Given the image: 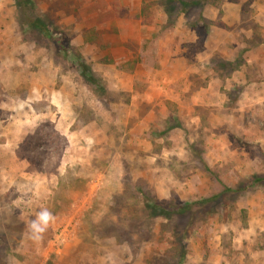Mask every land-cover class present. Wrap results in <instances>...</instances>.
Instances as JSON below:
<instances>
[{
	"label": "rangeland",
	"instance_id": "obj_1",
	"mask_svg": "<svg viewBox=\"0 0 264 264\" xmlns=\"http://www.w3.org/2000/svg\"><path fill=\"white\" fill-rule=\"evenodd\" d=\"M224 4L232 10L241 7L239 23H217ZM14 7L19 49L0 62V264H179L180 260L192 264V242L198 241L199 252L207 254L208 243L217 241L222 229L226 230L221 233L224 243L234 237L257 257L264 248V152L248 147L252 156L242 160L240 148L248 145L236 113L227 134L234 156L220 165L203 156L208 109L194 110L199 119L188 121L181 138L168 134V121L154 122L156 138L170 137L162 145L170 153L156 159L146 178L124 172L110 200L103 203L96 197V178L105 161L79 149V157L88 154V160L64 159L68 142L56 128V109L47 97L51 89L71 81L76 99L82 102L76 111L78 129L90 117L113 121L107 103H94L96 98H112L102 90L88 91L92 85L101 87L100 77L92 71L83 47L73 46L71 39L83 35L91 43H100L103 27L117 16H134L146 26L159 24L161 35L183 15L189 23L201 22L200 33L206 36L210 23L232 36L218 35L219 30L210 28L208 41L202 35L195 42L189 57L199 55L201 62L192 82L203 87L210 82L215 92L207 98L225 97L235 109L256 100L264 102L262 86L258 100L256 90L250 92L240 83L230 88L225 80L226 75L235 73L238 79L244 72L250 80L264 82L257 64L246 67L242 57L253 47L260 46L257 49L264 52V0H14ZM258 64L264 67V57ZM42 75L45 92L38 88ZM18 79L19 92L7 93L11 80ZM173 96L187 99L182 93ZM6 102L8 108L3 107ZM17 113L24 116L27 132L16 144V128L19 132L21 128ZM257 113L264 117L261 109ZM263 121L252 120L264 134ZM258 133L248 130L253 136ZM8 146L12 161L4 151ZM207 198L213 199L212 204L195 205Z\"/></svg>",
	"mask_w": 264,
	"mask_h": 264
},
{
	"label": "crops",
	"instance_id": "obj_2",
	"mask_svg": "<svg viewBox=\"0 0 264 264\" xmlns=\"http://www.w3.org/2000/svg\"><path fill=\"white\" fill-rule=\"evenodd\" d=\"M235 9H229V5L224 4L220 10V21L217 23L226 26L233 24L234 21L239 23L241 7L236 6ZM14 14V0H0V62L12 58L11 55L16 54L19 49L21 38L16 31ZM165 20L160 21V24L165 23ZM211 24H206L207 36L210 37V28L213 31L219 30L218 35L229 36L224 28L213 27ZM200 28L201 22L189 23L180 15L172 23L170 31L160 35L159 24L146 26L141 19L138 20L134 16H117L103 27L100 43H91L83 35L71 39L73 46L83 47L81 49L84 50L86 60L93 64L92 71L100 77L101 87L92 85L88 91L98 94L99 90H102L112 98L110 101L103 100V97L96 98L94 103L98 105L107 103L108 108L114 113L113 121L110 118L103 119L101 116L90 117L81 124L80 129L74 128L78 120L76 111L82 108L80 107L82 102L76 99V87L71 81H65L56 91L50 90V86L54 84L50 83V95L47 98L56 109V128L64 133L68 142L64 159L68 162L74 160L85 162L90 154V158L97 157L98 160L105 161L104 169L98 170L96 178L98 182L96 197L99 201L106 203L110 200L112 189L118 186L124 172L139 173L146 178L147 174L153 171L152 166L156 159L170 153V149L162 146L165 143L163 141H168L170 137L167 136L164 140L163 137L156 138L155 129L152 130L159 119L170 123L168 134H177L181 138L185 134V128L189 126L188 121L191 118L199 119L194 110L208 109L206 123L208 135L204 143L203 156L209 163L220 165L231 161L234 156L231 151L232 140L227 134L232 130V114L236 113L244 129L243 134H246L243 141L248 145L247 147L242 145L240 148L242 160L252 156L247 151L248 147L264 152V134L259 131V123L252 122L255 117L264 118L257 113V110L261 109V114H264V102L252 101V104L245 108L237 103L239 106L235 109L228 104L225 97L221 100L207 98L215 92L210 82L204 84L206 87L192 82L191 78L198 75L196 64L200 63L201 59L199 55L194 59L189 57V54L193 51L195 42L205 34L200 33ZM207 36L204 35V41L209 39ZM257 48L260 46L246 51L242 57L246 67H249L250 62L257 64L258 76H263L264 67L262 68L258 62L262 61L264 52ZM48 66L47 63L44 64V67ZM234 77L235 73L225 76V80L229 81L227 87L233 88L234 84L240 83L250 92L256 90V97L258 100L262 99L260 96V86L264 89L262 80L259 78L250 80L244 72L239 74L238 79ZM45 80L42 75L38 81L39 87L36 85L39 91L45 92ZM20 88L21 80H11L5 91L18 93ZM174 93L185 94L187 99H184V96H181L182 99L179 97L174 99ZM3 107L8 108L9 103H4ZM15 118L21 127L20 132L16 128V139L13 140L17 144L27 131L24 132L25 118L22 113H17ZM175 120L178 121L177 124L174 123ZM260 123L264 125V121ZM250 128L259 132L258 135L248 134ZM161 146L163 148L160 152ZM78 149L88 153L87 156L84 154L79 157ZM4 151H7L6 155L10 157L8 161H12L14 154L11 148L8 146ZM222 230L217 236V241L211 240L208 243L210 250L207 254L204 250L199 252L198 241L192 242L191 249L195 253L191 259L192 264H264V248L260 252L257 251L256 257L254 251L236 242L234 237H231L228 244L224 243L221 240L224 237L221 233L226 230ZM116 251L119 255L120 247ZM241 252L247 254L246 258Z\"/></svg>",
	"mask_w": 264,
	"mask_h": 264
},
{
	"label": "trees",
	"instance_id": "obj_3",
	"mask_svg": "<svg viewBox=\"0 0 264 264\" xmlns=\"http://www.w3.org/2000/svg\"><path fill=\"white\" fill-rule=\"evenodd\" d=\"M178 13H179V12H178ZM257 43H258V42H257ZM257 43H256V44H257ZM97 87H98V86H97ZM77 122H78V120H77ZM77 122H76V124L74 125V128H75V127H76V128L78 127ZM18 155H19V154H18ZM212 201H213L212 198L202 199V200H200V202H196L195 205H196V204L201 205V204H206V203H208V204H212V203H211ZM185 211H186V207H185ZM178 213H181V214H182V213H183V209H182V210H179V209H178ZM182 263H183V260H182V261L180 260V261H179V264H182Z\"/></svg>",
	"mask_w": 264,
	"mask_h": 264
},
{
	"label": "clouds",
	"instance_id": "obj_4",
	"mask_svg": "<svg viewBox=\"0 0 264 264\" xmlns=\"http://www.w3.org/2000/svg\"><path fill=\"white\" fill-rule=\"evenodd\" d=\"M43 215H44V216H48L49 214H48V213H44Z\"/></svg>",
	"mask_w": 264,
	"mask_h": 264
},
{
	"label": "built area",
	"instance_id": "obj_5",
	"mask_svg": "<svg viewBox=\"0 0 264 264\" xmlns=\"http://www.w3.org/2000/svg\"><path fill=\"white\" fill-rule=\"evenodd\" d=\"M63 232H65V231H63ZM62 233V232H61Z\"/></svg>",
	"mask_w": 264,
	"mask_h": 264
}]
</instances>
